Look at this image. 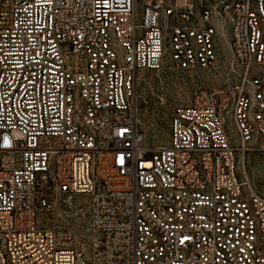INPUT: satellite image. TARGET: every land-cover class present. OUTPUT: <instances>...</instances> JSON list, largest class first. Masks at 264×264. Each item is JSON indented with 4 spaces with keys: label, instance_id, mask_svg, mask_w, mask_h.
<instances>
[{
    "label": "built area",
    "instance_id": "2783aa9c",
    "mask_svg": "<svg viewBox=\"0 0 264 264\" xmlns=\"http://www.w3.org/2000/svg\"><path fill=\"white\" fill-rule=\"evenodd\" d=\"M167 62L210 85L152 146L137 76ZM259 144L264 0H0V264H264Z\"/></svg>",
    "mask_w": 264,
    "mask_h": 264
},
{
    "label": "rangeland",
    "instance_id": "374dc122",
    "mask_svg": "<svg viewBox=\"0 0 264 264\" xmlns=\"http://www.w3.org/2000/svg\"><path fill=\"white\" fill-rule=\"evenodd\" d=\"M201 75L175 70L167 62L160 72H141L137 76L135 111L139 129L152 146H165L169 140L172 111L176 105H188L195 92L209 86ZM243 178L264 195V146L250 149L241 160ZM60 224L77 235L78 241L90 243L89 217L82 198H64L59 202Z\"/></svg>",
    "mask_w": 264,
    "mask_h": 264
}]
</instances>
